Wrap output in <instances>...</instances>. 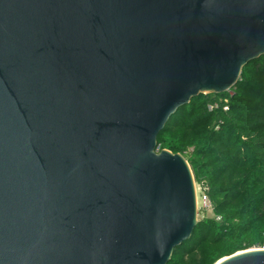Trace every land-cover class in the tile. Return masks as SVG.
Returning <instances> with one entry per match:
<instances>
[{
	"label": "water",
	"instance_id": "95a60500",
	"mask_svg": "<svg viewBox=\"0 0 264 264\" xmlns=\"http://www.w3.org/2000/svg\"><path fill=\"white\" fill-rule=\"evenodd\" d=\"M262 56L264 0H0V264H167L197 207L157 136Z\"/></svg>",
	"mask_w": 264,
	"mask_h": 264
},
{
	"label": "trees",
	"instance_id": "16d2710c",
	"mask_svg": "<svg viewBox=\"0 0 264 264\" xmlns=\"http://www.w3.org/2000/svg\"><path fill=\"white\" fill-rule=\"evenodd\" d=\"M157 150L185 158L213 211L167 264H215L264 247V56L243 67L230 91L179 108L158 134Z\"/></svg>",
	"mask_w": 264,
	"mask_h": 264
},
{
	"label": "built area",
	"instance_id": "2783aa9c",
	"mask_svg": "<svg viewBox=\"0 0 264 264\" xmlns=\"http://www.w3.org/2000/svg\"><path fill=\"white\" fill-rule=\"evenodd\" d=\"M226 110V108L224 109ZM202 187V191H199L201 193V196H200V206H198V201H197V191L195 189V195H196V207H197V211H200V212H204V213H207V212H213L212 211V205H211V202L206 194V187L205 186H201ZM219 218H216V220H218Z\"/></svg>",
	"mask_w": 264,
	"mask_h": 264
},
{
	"label": "rangeland",
	"instance_id": "374dc122",
	"mask_svg": "<svg viewBox=\"0 0 264 264\" xmlns=\"http://www.w3.org/2000/svg\"><path fill=\"white\" fill-rule=\"evenodd\" d=\"M194 187H195V189H196V191H197V201H198V206H200V196H201V193L199 192V191H202L203 189H202V187H201V185L200 184H197V183H195L194 182ZM203 218H213V213H209V212H207V213H204V212H200V211H197V220H201V219H203ZM264 247H262V249H263ZM259 249H261V248H259Z\"/></svg>",
	"mask_w": 264,
	"mask_h": 264
}]
</instances>
